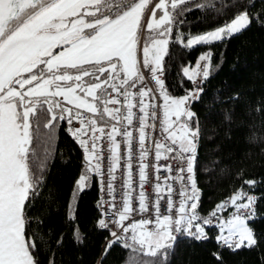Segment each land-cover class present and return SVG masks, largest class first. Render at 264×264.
Returning <instances> with one entry per match:
<instances>
[{"label": "snow or ice", "instance_id": "obj_1", "mask_svg": "<svg viewBox=\"0 0 264 264\" xmlns=\"http://www.w3.org/2000/svg\"><path fill=\"white\" fill-rule=\"evenodd\" d=\"M152 4L153 0H0V264H39L34 252L37 245L26 233V210L38 191L39 179L34 177L30 158L34 155V123L39 125L41 118L43 127L48 129L63 120L69 125L74 121L80 124L69 131L83 149L87 167L76 181L73 197L88 186L90 174L101 177V191L105 190L103 152L110 154L107 175L111 179L106 185L110 199H101L97 204V226L109 230L112 239L106 242L101 264L116 243L143 256L159 257L162 264L176 234L207 239L203 225L213 224V218L219 229L217 241L222 246L236 249L257 243L248 224L256 198L242 188L217 204L207 216L198 212L200 190L195 166L199 128L192 123L195 113L188 105L199 98L202 89L174 97L161 79L175 22L173 13L187 10L188 0H159L150 8ZM229 7L235 12L223 25L196 36L178 35L176 42L186 48L210 44L241 33L258 18L264 23V14L251 13L254 4L246 0H233ZM157 10L162 13L158 18ZM146 11L150 12L147 18ZM145 31L149 35L141 49ZM199 59L205 62L203 68L197 63L191 73L187 66L182 69L193 83L201 73L203 79L209 76L211 53ZM141 64L162 100L159 122L163 135L154 142L155 161L175 162L152 165L156 183L155 199L151 202L144 191L149 183L146 140L150 138L149 130L156 127L150 121L157 120L158 106ZM136 108L139 117L133 111ZM134 119H138L135 131L140 189L135 206L133 131L129 130ZM120 136L127 161L118 207L113 181L122 159L121 143L117 140ZM162 170L168 175L161 182L158 173ZM174 183L178 189L173 188ZM174 192L178 201L173 200ZM165 194L166 210L162 214L160 202ZM229 207L234 211L227 218L218 215ZM108 211L112 213L110 220ZM144 213L150 216L133 219L134 214ZM69 219L74 220V215ZM129 220L132 222L126 224ZM74 236L80 239L78 231L74 230ZM213 255L219 259L218 254ZM130 264H135V260Z\"/></svg>", "mask_w": 264, "mask_h": 264}, {"label": "trees", "instance_id": "obj_2", "mask_svg": "<svg viewBox=\"0 0 264 264\" xmlns=\"http://www.w3.org/2000/svg\"><path fill=\"white\" fill-rule=\"evenodd\" d=\"M246 2L254 4L251 13L264 14V0ZM231 3L233 0H188L187 10L173 13L175 22L163 72L169 94L183 97L193 89V82L182 69L187 66L193 72L199 58L211 53L209 76L190 107L195 113L192 123L199 128L195 166L200 190L198 212L207 216L242 188L256 198L248 224L257 243L223 248L217 241L219 230L207 228V239L181 234L167 249L162 264H264V23L258 18L231 38L191 48L175 39L223 25L235 12L229 7ZM33 131L30 166L39 183L26 210V233L37 245L36 259L39 264H101L110 235L97 226L100 212L96 175L84 191L73 197L76 181L86 169L79 143L68 134L65 120L48 129L41 118L39 125L34 123ZM70 215L75 219H69ZM132 259L135 264H161V258L140 255L119 243L111 247L102 264H130Z\"/></svg>", "mask_w": 264, "mask_h": 264}, {"label": "built area", "instance_id": "obj_3", "mask_svg": "<svg viewBox=\"0 0 264 264\" xmlns=\"http://www.w3.org/2000/svg\"><path fill=\"white\" fill-rule=\"evenodd\" d=\"M142 46H143V35L141 37V45H140L141 49H142ZM138 56L140 57L141 62H142V51L138 52ZM201 68H203L202 65H201ZM141 70H142V72L144 73V75L146 77L147 87L153 89V95L156 96L155 103L158 106L157 107V120L156 121H150L152 123H155L156 127H155L154 130H151V129L149 130V137L150 138L148 140H146V146L149 149V157H148V161H146L147 163H149V167L147 169L149 183L145 184L144 191L149 196V200L151 202V201H153L155 199V194H154L153 188H154V185L156 183L155 174H154V168L152 167V165L155 164V163H159L160 165H164V164L169 163V162H171V163H175V162L174 161H164V160H161L159 162H156L155 161V158H154V142L156 140L161 139V137L163 135L162 132H161V125H160V122H159L160 118L162 117V111L159 108V105L162 104V100L160 99L159 94H158V92H157V90L155 88V82L151 79L150 75L148 74V71L146 69H143L142 64H141ZM161 79L165 83V75H164V72H163V74L161 76ZM203 81H204V79H203L202 73H201L200 76H197L195 78V82L193 83V89H202ZM138 87H139V85H138ZM136 90L137 89H132L133 92H135ZM120 99L122 101V97ZM193 100H195V99H193ZM193 100H191L190 102H192ZM110 107H113V106L110 105ZM133 111L136 113V116L137 117L140 116V113H139L138 108L133 109ZM84 115L85 116H89L91 114L84 113ZM65 123H66V127H67V132H68V134H70V136H72V135H71V133L69 131V128H79L80 127V124L77 121H74L72 125H69L66 120H65ZM137 127H138V119H134L133 125L129 128V130H132L133 131V157H132V164H133V187L136 189V191L133 193V205L134 206L136 205V198H137L138 192L140 190L139 187H138V167H139L138 148L136 146L137 145V140H138V133L135 131V129ZM72 138H73V136H72ZM74 140L77 142L76 139H74ZM117 140L121 143V150L120 151H121V157H122V159H121L120 167L115 172L116 179H115V181H113V184H114V188L116 189L114 195H115L116 200H117V206L120 207L121 206V204H120V202H121V196H122V192L124 191L122 185H123L124 179L126 178V161H127V156H126V146L123 143V137L122 136L117 137ZM101 143H102V145L104 144V142H101ZM109 156H110V154L105 150L103 152L104 159L102 160V171L104 172L103 179L105 181V183H104V189L105 190L104 191H101V184L99 183V181L101 180V177L96 176L97 177V182H98V185H99V201L101 199H104V200L110 199V197H108V195H107V188H106L107 181L111 179V177H109L107 175L108 168L110 167ZM158 175L160 177V181L162 182L163 179L168 174L162 170V171H160L158 173ZM178 187L179 186L177 184H175V183L173 184V188L174 189H178ZM173 200L174 201H178V195H177L176 192L173 193ZM166 201H167V195L165 194L164 199L161 200V202H160V208H161V213L162 214H164L165 213V210H166ZM107 208H108V206L105 205V210H107ZM253 208H254V206H253ZM150 210H151V204H150ZM233 211H234V209L231 208V207H229L227 211H225L222 214H218V215H221L223 218H227L230 215V213H232ZM253 215H254V212L252 214V217H253ZM149 216H150V213H144V214H142V216L141 215H135L134 214L133 219H140L142 217L143 218H148ZM252 217L250 219H252ZM107 218L109 220L112 219V213L110 211H108V213H107ZM131 222L132 221L129 220V221H126L125 223L126 224H130ZM203 227L205 229L206 228H214V229L219 230L215 218H213V224H211V225H203ZM104 230H106V229H104ZM113 230H115V229L113 228ZM106 231L109 233V230H106ZM118 234H119V232H118ZM180 235L181 234H176V238H178ZM110 239H112V237H110L109 240ZM222 247L223 248H228L226 246H222ZM229 249H232V248H229Z\"/></svg>", "mask_w": 264, "mask_h": 264}, {"label": "rangeland", "instance_id": "obj_4", "mask_svg": "<svg viewBox=\"0 0 264 264\" xmlns=\"http://www.w3.org/2000/svg\"><path fill=\"white\" fill-rule=\"evenodd\" d=\"M159 2V0L158 1H156L155 0V2L154 3H158ZM146 13H148L147 11H146ZM162 13L159 11V10H157V18L161 15ZM212 31V30H211ZM209 32V31H208ZM205 33H207V32H205ZM201 34H203V33H201ZM148 33L146 32V34H145V38H144V40L145 39H147V37H148ZM196 35H198V34H196ZM196 35H192V36H196ZM143 43H144V41H143ZM196 46V45H195ZM194 47V46H193ZM200 63V65H202V66H204V64H205V62L204 61H200L199 62ZM87 79V78H86ZM68 107H71L70 105L68 106ZM188 107L190 108L191 107V102L189 103V105H188ZM191 110V109H190ZM83 111V110H82ZM87 167V166H86ZM85 172V171H84ZM91 175V178L93 177V176H95V174H90ZM88 183H89V181H88Z\"/></svg>", "mask_w": 264, "mask_h": 264}, {"label": "crops", "instance_id": "obj_5", "mask_svg": "<svg viewBox=\"0 0 264 264\" xmlns=\"http://www.w3.org/2000/svg\"><path fill=\"white\" fill-rule=\"evenodd\" d=\"M156 1H158V0H156ZM154 2H155V0H153V4L150 5V8H151L152 6H154V4H155ZM149 15H150V12L147 13V16H149Z\"/></svg>", "mask_w": 264, "mask_h": 264}, {"label": "water", "instance_id": "obj_6", "mask_svg": "<svg viewBox=\"0 0 264 264\" xmlns=\"http://www.w3.org/2000/svg\"><path fill=\"white\" fill-rule=\"evenodd\" d=\"M249 195V192H246Z\"/></svg>", "mask_w": 264, "mask_h": 264}, {"label": "bare ground", "instance_id": "obj_7", "mask_svg": "<svg viewBox=\"0 0 264 264\" xmlns=\"http://www.w3.org/2000/svg\"><path fill=\"white\" fill-rule=\"evenodd\" d=\"M207 229V228H206ZM206 229H205V231H206ZM214 229V228H213Z\"/></svg>", "mask_w": 264, "mask_h": 264}]
</instances>
